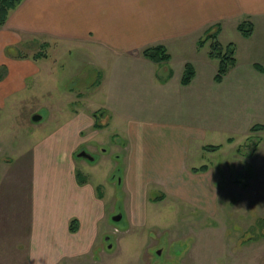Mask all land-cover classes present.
Wrapping results in <instances>:
<instances>
[{
	"label": "rangeland",
	"instance_id": "374dc122",
	"mask_svg": "<svg viewBox=\"0 0 264 264\" xmlns=\"http://www.w3.org/2000/svg\"><path fill=\"white\" fill-rule=\"evenodd\" d=\"M85 11L84 0L73 6L70 0H22L8 15L12 25L4 24L12 26L15 42L6 49L11 67L0 68V83L13 87L8 93L0 87V264H264V129H252L264 124V13L218 21L207 29L216 35L205 46L197 47L192 34L169 50L199 69L196 81L183 86L175 65V89L159 82L166 72L158 65L168 60L157 64L144 54L165 44L135 51L102 44ZM214 40L235 60L221 80L215 78L219 58L209 55ZM83 113L91 119L81 125L71 158L60 126ZM128 132L134 142L129 137L127 148ZM183 146L187 168L178 163ZM140 149L150 157L129 168L127 158ZM82 150L94 159L79 156ZM164 150L166 160L174 158L167 171ZM62 151L100 185L106 214L94 235L79 222L76 250L54 254L37 247L33 231L40 230L43 165L57 163ZM152 160L157 166H148ZM202 164L206 171L192 170ZM157 179L142 196L141 187ZM180 184L178 196L173 189ZM117 214L121 218L113 219Z\"/></svg>",
	"mask_w": 264,
	"mask_h": 264
},
{
	"label": "crops",
	"instance_id": "0c3cea01",
	"mask_svg": "<svg viewBox=\"0 0 264 264\" xmlns=\"http://www.w3.org/2000/svg\"><path fill=\"white\" fill-rule=\"evenodd\" d=\"M70 3H72V6L73 3L77 5L78 0H70ZM84 4L86 8L85 22L89 28L95 30L97 36L101 37L102 44H110L108 46L122 44L123 50L128 51L138 50L140 46L145 45L165 44V48L171 57L164 64V67L158 65V69L164 68L166 72L165 77L159 78L162 86H172V80L176 72L175 65L178 66L177 70H181L182 76L185 72L186 64L193 65L194 75L191 81L188 84H183L181 77L180 83L183 86L192 85L199 74V69L194 64V60L189 59L185 55L177 56V58L172 56L169 50L175 52L179 46L177 44L195 34L193 38L196 39L197 47H201L199 40L204 37L207 29L218 21L237 20L241 16L264 13V0H84ZM72 11L75 12V10ZM10 23V20L7 19L6 25H12ZM6 25L0 28V68L8 67V64L11 67L6 55V49L12 44V41L15 42V36L11 30L12 26L7 28ZM169 47L171 48L169 49ZM116 48L122 51V48ZM179 61H182V63H179ZM153 62L157 63L156 61ZM6 82L7 80L0 83V87H4L2 90L8 93L12 91L13 87H7L8 85H5ZM173 86L176 89L175 83H173ZM89 117L90 114L88 115L87 113H83L81 116L74 114L68 120H64L60 126L59 138L62 141L68 140L71 142V158H73L74 154L73 149L78 146V140L81 138V125L88 124L91 119ZM91 124H93L92 121ZM189 134V132L186 133L184 138H182L184 143H187V147L191 137ZM129 137L131 146L133 145L134 137L128 132V139H122L123 143L126 141L124 147H129ZM165 149H168L167 145ZM184 149L185 146L178 152V163L180 165L183 164L187 168L190 167L187 159L188 151L187 149L184 151ZM44 152L45 150L41 152L44 157L51 158L49 150L46 154ZM145 155L150 157L147 149H140L139 153L132 151V155L127 158V166L129 168L144 166L145 162L142 160V156ZM58 157L61 159H56L57 163L51 164V159H48L45 161H48L49 164L43 165L41 173H45L47 178L45 176L44 178L39 177L38 188L41 193L37 196L40 203H37L38 210L36 215V221L40 223V230L33 231L34 242L38 245L37 247L46 253L53 252L54 254L70 253L79 246L74 243L75 238L73 240L75 231L70 229L72 219L76 218L78 227L79 222H81L83 229H87L89 235H94L106 214L105 197L100 190V185L92 184L87 177L81 176L79 178L75 160L72 159L73 163H68L65 152H60ZM164 157L166 167L164 168L162 162L161 167L167 171L169 169L167 166L169 164L172 165L174 158H172V154H169L170 159L166 160V157H168L167 150H164ZM147 164L148 166H154L157 162L152 160L147 161ZM161 180H153V183L142 186V196L147 194L146 191L151 184H160ZM181 185L175 190L173 189L178 196H180V190L184 191V184ZM160 187L164 190V193H170L169 190L171 189L167 183L165 185L161 183ZM188 192L190 194V191ZM189 194L187 193L185 196L189 198L191 196ZM92 237L89 236L88 240ZM82 245L85 246V244Z\"/></svg>",
	"mask_w": 264,
	"mask_h": 264
},
{
	"label": "trees",
	"instance_id": "16d2710c",
	"mask_svg": "<svg viewBox=\"0 0 264 264\" xmlns=\"http://www.w3.org/2000/svg\"><path fill=\"white\" fill-rule=\"evenodd\" d=\"M22 0H0V26H3L8 18V15L11 10L15 9ZM239 29L244 30V25L242 23L239 24ZM252 31V24L250 23V26L248 30L245 32V35H250V32ZM211 35H216L207 33L205 34L204 38H201L199 40V45H204L209 39L212 38ZM214 37V36H213ZM211 50L209 52V55L211 57L219 58L220 64L218 69V74L216 75L217 80H221V77L226 73L228 70V67L230 64H234L235 60L230 56L229 53L223 52L221 44L214 40L213 42H210ZM144 54L149 57L150 59L154 61H162V60H168L170 58V54L167 52L166 48L162 45L157 46H151L144 50ZM194 75V68L192 65L187 64L185 67V72L182 76V83L188 84L192 77ZM264 129V124H255L252 129ZM213 148H216V146H211ZM207 148V147H206ZM208 169L207 164H202L199 167H193L192 170L195 172L199 171H206ZM79 178H81L82 174L81 172H78ZM70 229L71 231H76L78 229V220L72 219L70 222Z\"/></svg>",
	"mask_w": 264,
	"mask_h": 264
},
{
	"label": "water",
	"instance_id": "95a60500",
	"mask_svg": "<svg viewBox=\"0 0 264 264\" xmlns=\"http://www.w3.org/2000/svg\"><path fill=\"white\" fill-rule=\"evenodd\" d=\"M41 114H38V113H36V114H34L33 116H32V118H33V120H35V121H38V120H40L41 119ZM78 155L79 156H82V157H85V158H88V159H90V160H93L94 159V157L91 155V154H89L86 150H82V151H80L79 153H78ZM121 218V214H117V215H115L114 217H113V219H115V220H119ZM111 246V245H110ZM158 252L160 253V250H158Z\"/></svg>",
	"mask_w": 264,
	"mask_h": 264
},
{
	"label": "flooded vegetation",
	"instance_id": "af4514ba",
	"mask_svg": "<svg viewBox=\"0 0 264 264\" xmlns=\"http://www.w3.org/2000/svg\"><path fill=\"white\" fill-rule=\"evenodd\" d=\"M111 244H109V246H110Z\"/></svg>",
	"mask_w": 264,
	"mask_h": 264
}]
</instances>
